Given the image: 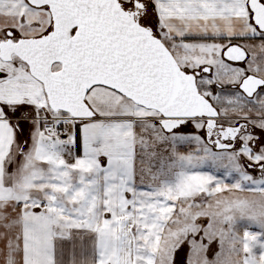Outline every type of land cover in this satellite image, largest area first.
<instances>
[{
    "label": "snow or ice",
    "instance_id": "6c2138e0",
    "mask_svg": "<svg viewBox=\"0 0 264 264\" xmlns=\"http://www.w3.org/2000/svg\"><path fill=\"white\" fill-rule=\"evenodd\" d=\"M218 188L264 195V0H0V264H264L232 208L161 244Z\"/></svg>",
    "mask_w": 264,
    "mask_h": 264
},
{
    "label": "rangeland",
    "instance_id": "374dc122",
    "mask_svg": "<svg viewBox=\"0 0 264 264\" xmlns=\"http://www.w3.org/2000/svg\"><path fill=\"white\" fill-rule=\"evenodd\" d=\"M196 191V187L193 184H186L178 193L168 194L166 196L167 199L177 200V197L191 196L193 192ZM217 193H220L218 196H214L211 204L212 207H206L201 210H194L186 205L182 206L180 202L177 203L178 208H182L183 218H177V225L174 229L166 234L165 241H161V244L165 242H169V246L167 251L170 254L171 251V242H174L179 238V235L184 231L191 230V225H185L184 220L192 217L193 215H208L213 218V228L209 229V235L213 238L221 236L222 234L226 236V233H223V221L225 219H232V217H227L224 215L225 211L228 208L235 209V212L232 213V216L239 218L241 216L251 219L256 222H264V218L259 217L256 214H250L247 206V201H258L264 199V195L257 196L248 192H237L235 189L229 188L227 193L221 191V189L214 190ZM217 201L223 202L222 205H218ZM171 209L165 208L161 211V217L164 216L165 213H171ZM234 223L235 220H232ZM255 237L249 236L248 239H254ZM231 260L235 262V264H239V258L232 256Z\"/></svg>",
    "mask_w": 264,
    "mask_h": 264
}]
</instances>
